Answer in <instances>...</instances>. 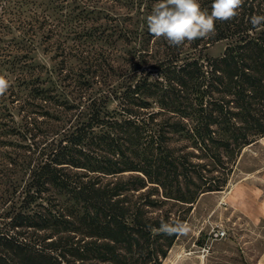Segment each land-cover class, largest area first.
Instances as JSON below:
<instances>
[{
    "label": "trees",
    "instance_id": "obj_1",
    "mask_svg": "<svg viewBox=\"0 0 264 264\" xmlns=\"http://www.w3.org/2000/svg\"><path fill=\"white\" fill-rule=\"evenodd\" d=\"M6 1L0 264H161L177 235L149 229L184 222L264 137V26L250 23L264 0L181 46L148 31L159 0H72L75 14L66 0Z\"/></svg>",
    "mask_w": 264,
    "mask_h": 264
},
{
    "label": "rangeland",
    "instance_id": "obj_2",
    "mask_svg": "<svg viewBox=\"0 0 264 264\" xmlns=\"http://www.w3.org/2000/svg\"><path fill=\"white\" fill-rule=\"evenodd\" d=\"M7 4L12 6L13 1L0 0V14L3 13L2 7ZM75 5L72 0H66L60 3L59 10L75 14ZM96 7L101 9L98 4ZM3 15L0 20V44L4 45L12 33L3 27L9 19L7 13ZM76 20L74 18L71 22L75 24ZM100 46V43L89 39L83 45L90 55H96L102 48ZM223 47V41L216 42L207 48L206 53L216 56ZM117 48L120 51V45ZM120 53H123V49ZM43 62L46 63V60ZM0 75L11 81L14 73L8 70V65H0ZM9 100H4L6 111L13 113L14 121L18 122L20 115H17V110L12 108ZM11 155V146L0 148V183H5L4 176L7 173L4 168L9 166L7 159ZM1 190L0 186V201L3 196ZM172 207L177 205L173 204ZM2 214L0 202V227L6 221ZM184 222L192 225L193 231L186 236L177 235L161 264H257L264 254V137L243 150L223 190L205 192L198 196ZM216 226L226 230L225 238L212 239L211 231ZM204 244L209 247V251L201 260L199 250Z\"/></svg>",
    "mask_w": 264,
    "mask_h": 264
},
{
    "label": "clouds",
    "instance_id": "obj_3",
    "mask_svg": "<svg viewBox=\"0 0 264 264\" xmlns=\"http://www.w3.org/2000/svg\"><path fill=\"white\" fill-rule=\"evenodd\" d=\"M244 0H213L211 12L202 10L199 0H159L146 17L149 33L154 38L163 37L171 46H181L185 41L208 38L215 33L216 21H229L238 16ZM254 28L264 26V15H253ZM9 80L0 75V96L7 93ZM154 234L186 236L193 231L186 222L160 223L159 228L149 229Z\"/></svg>",
    "mask_w": 264,
    "mask_h": 264
},
{
    "label": "built area",
    "instance_id": "obj_4",
    "mask_svg": "<svg viewBox=\"0 0 264 264\" xmlns=\"http://www.w3.org/2000/svg\"><path fill=\"white\" fill-rule=\"evenodd\" d=\"M226 230L222 227V226H216L215 228H213V230L211 231V237L212 239H221V238H225L226 237ZM201 254L199 255V257L201 258V260L205 257V255L207 254V252L209 251V247L207 245H203L200 247ZM187 253H190L187 252Z\"/></svg>",
    "mask_w": 264,
    "mask_h": 264
},
{
    "label": "crops",
    "instance_id": "obj_5",
    "mask_svg": "<svg viewBox=\"0 0 264 264\" xmlns=\"http://www.w3.org/2000/svg\"><path fill=\"white\" fill-rule=\"evenodd\" d=\"M201 263H203V262H201ZM257 264H264V254H262V255L260 256V258H259L258 261H257Z\"/></svg>",
    "mask_w": 264,
    "mask_h": 264
}]
</instances>
